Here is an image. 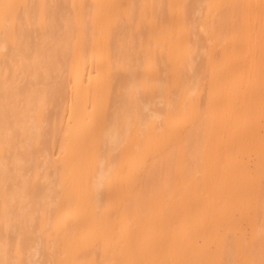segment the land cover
<instances>
[{"label":"bare ground","instance_id":"6f19581e","mask_svg":"<svg viewBox=\"0 0 264 264\" xmlns=\"http://www.w3.org/2000/svg\"><path fill=\"white\" fill-rule=\"evenodd\" d=\"M0 264H264V0H0Z\"/></svg>","mask_w":264,"mask_h":264}]
</instances>
